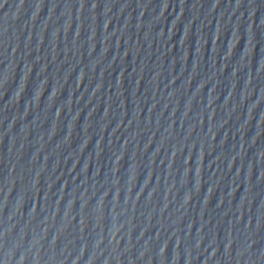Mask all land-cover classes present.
<instances>
[{"label": "water", "instance_id": "1", "mask_svg": "<svg viewBox=\"0 0 264 264\" xmlns=\"http://www.w3.org/2000/svg\"><path fill=\"white\" fill-rule=\"evenodd\" d=\"M0 264H110L1 65Z\"/></svg>", "mask_w": 264, "mask_h": 264}]
</instances>
